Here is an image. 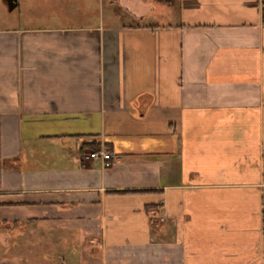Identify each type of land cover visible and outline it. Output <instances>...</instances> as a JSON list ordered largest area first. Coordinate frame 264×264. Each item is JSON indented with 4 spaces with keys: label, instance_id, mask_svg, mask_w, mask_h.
I'll use <instances>...</instances> for the list:
<instances>
[{
    "label": "crops",
    "instance_id": "crops-1",
    "mask_svg": "<svg viewBox=\"0 0 264 264\" xmlns=\"http://www.w3.org/2000/svg\"><path fill=\"white\" fill-rule=\"evenodd\" d=\"M50 1L0 27V223L79 264H264V0Z\"/></svg>",
    "mask_w": 264,
    "mask_h": 264
},
{
    "label": "rangeland",
    "instance_id": "rangeland-1",
    "mask_svg": "<svg viewBox=\"0 0 264 264\" xmlns=\"http://www.w3.org/2000/svg\"><path fill=\"white\" fill-rule=\"evenodd\" d=\"M19 2L18 6H12V0H0V27L36 24L48 15H60V3L50 0ZM80 242L75 231L64 230L51 236L23 222L0 223V264H79Z\"/></svg>",
    "mask_w": 264,
    "mask_h": 264
},
{
    "label": "built area",
    "instance_id": "built-area-1",
    "mask_svg": "<svg viewBox=\"0 0 264 264\" xmlns=\"http://www.w3.org/2000/svg\"><path fill=\"white\" fill-rule=\"evenodd\" d=\"M82 159L102 161L103 165L107 167L109 165V161L113 159V154L105 148H100L98 150H87L83 152Z\"/></svg>",
    "mask_w": 264,
    "mask_h": 264
}]
</instances>
